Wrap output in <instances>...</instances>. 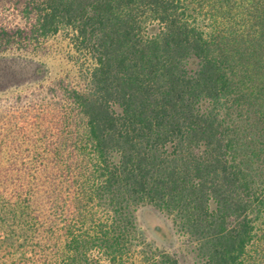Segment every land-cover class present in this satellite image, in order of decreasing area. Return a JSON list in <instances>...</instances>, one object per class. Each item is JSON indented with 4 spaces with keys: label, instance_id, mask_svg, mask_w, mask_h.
I'll return each instance as SVG.
<instances>
[{
    "label": "trees",
    "instance_id": "16d2710c",
    "mask_svg": "<svg viewBox=\"0 0 264 264\" xmlns=\"http://www.w3.org/2000/svg\"><path fill=\"white\" fill-rule=\"evenodd\" d=\"M0 221V264H264V0H0Z\"/></svg>",
    "mask_w": 264,
    "mask_h": 264
},
{
    "label": "rangeland",
    "instance_id": "374dc122",
    "mask_svg": "<svg viewBox=\"0 0 264 264\" xmlns=\"http://www.w3.org/2000/svg\"><path fill=\"white\" fill-rule=\"evenodd\" d=\"M47 53H45L40 58H27L25 59L26 63L30 68L35 67L36 65L40 64L44 67L46 71V78L51 79L58 75H63L65 72L72 71L71 64L67 62V54L71 52L70 47L67 45L65 40L60 38L49 41L47 44ZM6 59L9 57H5ZM44 76V77H45ZM25 70L22 69L17 82H21L18 84L19 88H24L27 85L35 86L38 82L29 83L27 84V79L25 78ZM135 220L137 226L143 232L145 239L149 242H152L156 247L159 249H163L167 252H177L179 251V243L180 239L177 236L172 237L169 242L165 243L159 236L156 235L153 228L155 226L163 227L162 232L165 231V227L168 230H171V222L170 220L163 214H160L154 211L150 207H141L135 212ZM1 222V221H0ZM2 227V226H1ZM0 227V244L2 243L3 239L7 237L9 234V228L11 227ZM13 227V226H12ZM13 229V228H12ZM8 230V231H7ZM11 231V230H10ZM6 248L11 250L12 254L11 257L15 261L19 258L20 249H16V242L15 244H10L9 242L5 243ZM26 257H29L30 254L27 252L25 253ZM89 257L93 260V264H108L101 256L96 254L95 251L90 252ZM1 256V255H0ZM1 261V259H0ZM32 264H36L35 261Z\"/></svg>",
    "mask_w": 264,
    "mask_h": 264
}]
</instances>
